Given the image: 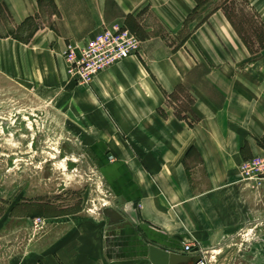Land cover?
Returning a JSON list of instances; mask_svg holds the SVG:
<instances>
[{"label":"crops","instance_id":"1","mask_svg":"<svg viewBox=\"0 0 264 264\" xmlns=\"http://www.w3.org/2000/svg\"><path fill=\"white\" fill-rule=\"evenodd\" d=\"M221 1L0 0V79L65 130L99 198L49 205L19 264H150L145 239L209 255L264 215V185L238 173L264 157V49H247ZM247 1L264 27V0ZM111 27L138 53L77 84L67 47L78 55ZM107 207L124 222L110 225Z\"/></svg>","mask_w":264,"mask_h":264},{"label":"rangeland","instance_id":"2","mask_svg":"<svg viewBox=\"0 0 264 264\" xmlns=\"http://www.w3.org/2000/svg\"><path fill=\"white\" fill-rule=\"evenodd\" d=\"M221 6L256 52L261 22L248 1L222 0ZM33 105L0 79V264L22 262L34 237L48 227L41 214L55 213L49 205L65 212L89 208L91 195L99 199L88 162L72 154L77 146L65 142V130ZM204 258L206 264H264V215Z\"/></svg>","mask_w":264,"mask_h":264},{"label":"built area","instance_id":"3","mask_svg":"<svg viewBox=\"0 0 264 264\" xmlns=\"http://www.w3.org/2000/svg\"><path fill=\"white\" fill-rule=\"evenodd\" d=\"M139 47V39L130 31L121 27L104 29L80 49L78 55L75 47H67L65 56L69 65L68 73L77 84L89 86L100 73L138 53ZM109 160L113 159L110 157ZM238 173L241 182L259 189L264 185V157L242 162ZM33 222L36 227L43 224L41 218H36ZM181 253L185 256H199L197 264H206L205 252L195 248L193 242H184Z\"/></svg>","mask_w":264,"mask_h":264},{"label":"water","instance_id":"4","mask_svg":"<svg viewBox=\"0 0 264 264\" xmlns=\"http://www.w3.org/2000/svg\"><path fill=\"white\" fill-rule=\"evenodd\" d=\"M102 214L109 221L110 225L124 222L123 216L113 209L107 207L102 210ZM148 245L147 259L150 264H197L200 261L199 256H185L177 254L174 251L160 247L159 245L149 242L145 239Z\"/></svg>","mask_w":264,"mask_h":264},{"label":"trees","instance_id":"5","mask_svg":"<svg viewBox=\"0 0 264 264\" xmlns=\"http://www.w3.org/2000/svg\"><path fill=\"white\" fill-rule=\"evenodd\" d=\"M203 0H196L197 4L199 5L200 3H202ZM225 16L228 19V21L230 22L231 26L233 27V29L235 30V32L237 33V35L239 36V38L241 39V41L243 42V44L247 47V49L250 52H253V47L251 46V44H249V42L246 40L242 30L235 24V22L233 21L232 16L225 11ZM259 31L255 32V38H257L258 41V47L257 49H264V27L262 24L259 25ZM262 145L264 146V143H262Z\"/></svg>","mask_w":264,"mask_h":264}]
</instances>
